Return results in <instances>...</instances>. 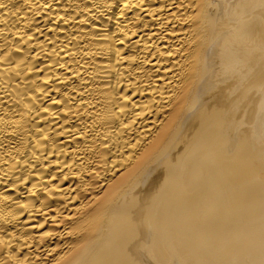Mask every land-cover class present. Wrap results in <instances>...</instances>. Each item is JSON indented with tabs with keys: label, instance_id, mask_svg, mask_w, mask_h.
Masks as SVG:
<instances>
[{
	"label": "bare ground",
	"instance_id": "obj_1",
	"mask_svg": "<svg viewBox=\"0 0 264 264\" xmlns=\"http://www.w3.org/2000/svg\"><path fill=\"white\" fill-rule=\"evenodd\" d=\"M0 264H264V0H0Z\"/></svg>",
	"mask_w": 264,
	"mask_h": 264
}]
</instances>
